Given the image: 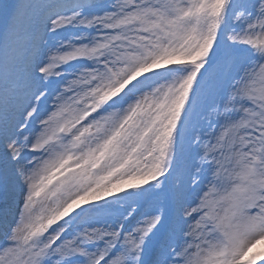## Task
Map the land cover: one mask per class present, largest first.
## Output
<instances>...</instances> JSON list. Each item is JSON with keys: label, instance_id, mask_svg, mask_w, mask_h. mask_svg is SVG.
<instances>
[{"label": "snow or ice", "instance_id": "obj_1", "mask_svg": "<svg viewBox=\"0 0 264 264\" xmlns=\"http://www.w3.org/2000/svg\"><path fill=\"white\" fill-rule=\"evenodd\" d=\"M0 264H264V0H0Z\"/></svg>", "mask_w": 264, "mask_h": 264}]
</instances>
